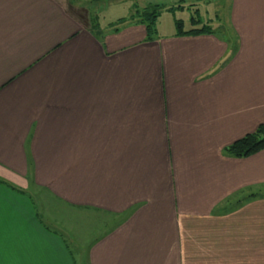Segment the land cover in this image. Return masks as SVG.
I'll return each mask as SVG.
<instances>
[{
    "label": "crops",
    "instance_id": "obj_1",
    "mask_svg": "<svg viewBox=\"0 0 264 264\" xmlns=\"http://www.w3.org/2000/svg\"><path fill=\"white\" fill-rule=\"evenodd\" d=\"M100 1L0 0V264H264V148L227 150L264 124V0L228 1L253 57L219 24L147 30L157 0H108L113 18ZM29 160L76 222H121L74 253L34 229L11 185Z\"/></svg>",
    "mask_w": 264,
    "mask_h": 264
},
{
    "label": "rangeland",
    "instance_id": "obj_2",
    "mask_svg": "<svg viewBox=\"0 0 264 264\" xmlns=\"http://www.w3.org/2000/svg\"><path fill=\"white\" fill-rule=\"evenodd\" d=\"M179 0H157L158 5L165 3V7L158 9L159 13L155 19L154 28L160 33H165L168 31L175 30L176 24L174 21H181L182 28L184 30H189L193 27L201 26V24H209L210 28H217L219 24L223 28V42L226 43L228 54L231 55V51H240L241 55L252 56L253 47L251 42L248 39H240L236 33V27L232 20L231 11L232 8L229 7V0H215L213 3L216 5L214 8H207L204 3H200V6H191V0L186 1L185 3L178 2ZM110 1L102 0L95 5L98 7L99 11H104L102 15L105 17L113 18L116 14L125 12L127 5H110ZM183 5V8H179L177 5ZM204 4V5H203ZM166 7H171L167 9ZM198 11H195L196 8ZM218 16L217 21L213 19L216 23L207 22L208 18H213V16ZM197 17L199 21L197 23L191 22V17ZM181 19V20H180ZM217 30V29H216ZM215 30V32H216ZM237 49V50H236ZM235 53V54H236ZM259 59V57H255ZM30 172L28 170L26 177L29 181V185H20L19 183L11 184L19 189H22L25 193L24 196L27 199L25 205L27 209L33 211L32 223L34 229L40 226H45L49 230L55 231L60 237H62L71 252L74 253L77 247V241L82 240L86 235L89 237H94L98 235V231L104 230L105 225H111L114 223L121 222L122 217H103L91 219V222H81L80 220L76 222L75 217H73V209L70 206H65L55 197H52L51 194H48L45 189L33 187L32 178V163L30 162ZM34 180V179H33ZM182 220V218H181ZM183 222V221H182ZM31 223V222H28ZM76 230V231H74ZM29 233L34 235L35 232L29 230ZM75 233V238H74ZM85 237L83 240L89 239ZM92 238L91 240H93ZM82 245V244H81ZM82 259H78V263Z\"/></svg>",
    "mask_w": 264,
    "mask_h": 264
},
{
    "label": "trees",
    "instance_id": "obj_3",
    "mask_svg": "<svg viewBox=\"0 0 264 264\" xmlns=\"http://www.w3.org/2000/svg\"><path fill=\"white\" fill-rule=\"evenodd\" d=\"M94 2L100 1V0H92ZM191 6H198L197 3L191 2L189 3ZM179 8H183V5H177ZM164 6L154 4L152 5V8L150 10L143 9L140 12V17L146 21V28L147 30L154 32L155 28V19L157 14L159 13L158 9H162ZM167 9H171V7H166ZM195 11H198L197 7ZM199 14V11L198 13ZM181 20V19H180ZM191 22L197 23L199 19L197 17H191ZM176 24L175 31L177 34L182 33H191V32H201V31H208L210 30L209 24H201V26L193 27L189 30H184L182 28V22L181 21H174ZM264 148V124H258L256 130L254 132L246 133L242 137L235 139L230 145H228L227 150L234 156H246L251 153H254L260 149Z\"/></svg>",
    "mask_w": 264,
    "mask_h": 264
},
{
    "label": "snow or ice",
    "instance_id": "obj_4",
    "mask_svg": "<svg viewBox=\"0 0 264 264\" xmlns=\"http://www.w3.org/2000/svg\"><path fill=\"white\" fill-rule=\"evenodd\" d=\"M2 248H3V239L2 236H0V254H2Z\"/></svg>",
    "mask_w": 264,
    "mask_h": 264
}]
</instances>
